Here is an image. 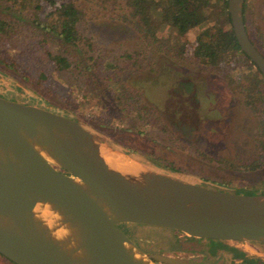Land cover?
Returning <instances> with one entry per match:
<instances>
[{
	"label": "water",
	"instance_id": "1",
	"mask_svg": "<svg viewBox=\"0 0 264 264\" xmlns=\"http://www.w3.org/2000/svg\"><path fill=\"white\" fill-rule=\"evenodd\" d=\"M226 0L239 48L264 78V55ZM102 148L133 160L108 162ZM264 243V193L229 191L145 166L74 118L0 95V254L14 264H189L145 252L118 226Z\"/></svg>",
	"mask_w": 264,
	"mask_h": 264
},
{
	"label": "rangeland",
	"instance_id": "2",
	"mask_svg": "<svg viewBox=\"0 0 264 264\" xmlns=\"http://www.w3.org/2000/svg\"><path fill=\"white\" fill-rule=\"evenodd\" d=\"M247 2V28L264 53V0ZM114 5L81 1L84 20L78 28L83 36L90 37V54L94 58L88 61L91 69L86 75L78 74L74 67L61 71L52 69L53 73L42 82L36 81L29 71L23 81L13 75L0 74V95L31 98L42 107L65 112L73 118H93L96 122L100 111L109 105L102 87L110 93L111 82L115 81L113 76L117 73L141 107L139 114H134L129 107L118 106L130 105L122 99V102H114L111 118L112 126L117 127L115 131L120 133L116 138L126 142L135 159L157 171H160L157 163L166 164L169 168L166 173L180 178L182 174L188 175L194 178L192 182L210 179L224 183L220 187L208 184L211 187L261 193L264 190V147L257 143L256 123L264 119V83L260 85L258 101H253L251 106L241 103L232 89L235 84L232 76L228 80L233 85H228L220 71L195 62L188 54L183 53L182 58L176 59L146 45L137 29L111 16L117 14L111 12L117 9H112ZM198 29V26L190 28L185 40L192 41ZM189 48L186 46L185 50ZM125 52H133L134 63L122 57ZM102 60L113 63L114 67H105ZM112 134L107 131L106 136L109 138ZM252 164L254 168L250 167ZM130 223L122 222L119 227L145 252L161 249L173 255L189 256L198 264H237L229 254L215 251L214 245L179 230L131 223L136 230ZM173 242H176L175 249H168ZM225 242L246 247L248 241ZM0 264L13 263L0 254Z\"/></svg>",
	"mask_w": 264,
	"mask_h": 264
},
{
	"label": "trees",
	"instance_id": "3",
	"mask_svg": "<svg viewBox=\"0 0 264 264\" xmlns=\"http://www.w3.org/2000/svg\"><path fill=\"white\" fill-rule=\"evenodd\" d=\"M81 1L0 0V74L4 77L13 75L23 81L27 78L26 72L29 71L34 74L36 81L42 82L47 80L52 69L61 71L74 67L78 74L86 75L88 69H91V63L89 64L88 61L94 58L90 54L92 50L90 37L83 36L78 28L84 20ZM92 1L97 4L98 2L116 4L112 9L116 7L117 9L111 12L117 14L111 16H116L118 20L137 29L145 40L144 43L152 46L156 51L167 53L176 59L182 58L183 53L188 54L195 62L220 71L228 85H233L228 80L232 76L235 82L232 89L237 92L241 103L251 106L253 101L260 99V85L264 83V78L236 42L226 10V0ZM247 12H249V4L247 0H243L241 10L243 24L250 40L258 48L247 28ZM194 26H198L199 29L192 41L185 40V33ZM186 46L190 47L189 51L185 50ZM261 53L264 55L262 51ZM122 57L130 58L132 63L135 61L133 52L132 54L125 52ZM102 61L105 67H114L113 63ZM113 77L115 81L111 82L110 93L102 87L103 95L106 92L109 105L104 111H100L97 123L93 122V118H88L90 124L88 127L90 129L94 128L93 125L101 127V132L104 131L105 134L107 131H112L109 144L116 149L129 152L131 156L133 151L126 142L116 138L120 133L115 131L117 127L111 124V118L114 117L113 104L124 99L130 105L126 106L122 103L118 106L129 107L134 114H139L141 107L137 105V98L132 97L133 91L124 84L123 78L117 76V73ZM95 85L98 86L97 83ZM16 99L33 101L26 97ZM117 113L118 110L115 114ZM125 130L134 131L129 128ZM256 130L257 143L264 147L263 118L257 121ZM156 165L158 170L168 172L169 168L166 164ZM250 167L254 168V165ZM182 176L190 181L194 180L188 175L182 174ZM199 182L217 187L224 186V183L210 179ZM233 191L254 192L250 189H233ZM120 224L118 223L117 226L119 227ZM235 253L240 254L237 250Z\"/></svg>",
	"mask_w": 264,
	"mask_h": 264
},
{
	"label": "flooded vegetation",
	"instance_id": "4",
	"mask_svg": "<svg viewBox=\"0 0 264 264\" xmlns=\"http://www.w3.org/2000/svg\"><path fill=\"white\" fill-rule=\"evenodd\" d=\"M34 101L35 100H33L30 103L39 104V102H37V101L34 102ZM60 113L63 114V115H66L68 117H71L69 114H67L65 112H60ZM71 118H73V117H71ZM74 119L79 120L83 124V126L85 128H87L88 130H90L92 132H96L97 134H99L101 136V138L105 139L109 143L108 140H109L110 137L108 138V136H106L104 131L101 132V130H102L101 127H97L96 125L95 126L93 125V127H94L93 129H90L88 127V125H90V124H88V118H85L83 120L81 118H76L75 117ZM133 154L134 153H132L131 156L134 157ZM191 237H195V238H197L199 240L202 239L203 243H205L207 245H210V246L214 245L215 246V251H222V252H219V253H221V255L229 254V256L233 260V262H236L237 264H264V243H262V242L251 240V241H248L246 243L247 244L246 247H242V246H233V245H230V244H226V242H225L226 240H224V239H216V238H209V237H198V236H191ZM211 240H216V241L213 242ZM235 241H238V240H235ZM175 247H176V242H173L172 245L170 247H168V249H171V248L175 249ZM235 250L239 251L240 254L237 255L235 253ZM148 252H150V253L158 252V253H162V254H165V255H168V256H172V257L183 258L186 261H188L189 264H198L196 262L191 261L193 259L189 258V256L183 257L181 255H173V254H170L167 251H162L161 249L155 250V251H148ZM208 254H210V252H208ZM154 261L157 262L158 264H169V263H165V262L159 261V260H154Z\"/></svg>",
	"mask_w": 264,
	"mask_h": 264
},
{
	"label": "bare ground",
	"instance_id": "5",
	"mask_svg": "<svg viewBox=\"0 0 264 264\" xmlns=\"http://www.w3.org/2000/svg\"><path fill=\"white\" fill-rule=\"evenodd\" d=\"M102 153L105 159L108 160V162L112 163L113 165L126 169V170H133L136 169L137 165L136 163L127 158L126 156L120 154V153H111L108 150L102 148Z\"/></svg>",
	"mask_w": 264,
	"mask_h": 264
}]
</instances>
